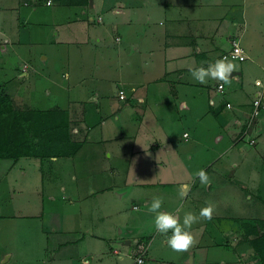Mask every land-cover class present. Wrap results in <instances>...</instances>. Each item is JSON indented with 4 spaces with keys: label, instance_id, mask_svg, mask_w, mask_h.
<instances>
[{
    "label": "crops",
    "instance_id": "crops-1",
    "mask_svg": "<svg viewBox=\"0 0 264 264\" xmlns=\"http://www.w3.org/2000/svg\"><path fill=\"white\" fill-rule=\"evenodd\" d=\"M29 5H33L32 9L37 12L38 5L50 6L52 3H47L46 0L43 2L41 0H0V92L9 94L18 108L46 109L51 107L29 105L26 102L27 98L19 91L24 80L29 85L33 84L31 79L34 80L36 91L42 89L35 84L39 76H42V72H40L41 67L36 65L35 59L29 54L31 53L29 45L33 42L34 36L39 38V34L45 31L46 26H38L35 31L29 27L27 34H22L21 24H25L32 14V10L28 8ZM129 6L132 11H136L130 13V10H126L127 16L123 19L122 31L116 33L117 41L123 39L122 32L126 35L125 39L129 40V43L118 47L119 54L127 53L124 62L120 65L122 73L118 84H123L121 86L125 88L128 95L126 99L133 105L132 110L138 108L142 111L139 117L136 116L137 122L135 120V124L139 127L132 134L134 144L132 153L135 152L140 158L148 157L150 160L148 165L153 169L151 173L146 169L147 173L141 171V174L135 175L136 185L145 189L152 184L179 183L178 186L187 184L189 186L187 191L190 193L193 186L189 185V181L192 180L196 184L197 178L188 179L193 171L182 162L181 155L184 157L181 152L182 147L170 143L173 142L171 128L164 129V135L165 133L168 135V143L159 147L158 141L164 138V135H162L163 132L156 130L158 128L154 124L156 118L160 117L162 119L160 124H162L165 119H172L173 117L170 116L177 115L180 107L188 108L194 116L215 117L217 138L227 139V144L230 145L228 150L232 152L226 158L230 159V162L235 160L236 168L227 170L224 173L225 177L227 176L229 182L234 181L233 175L237 177L242 185L239 188L240 194L244 196L248 194V198L264 205V112H260V118L258 119L257 116L247 126L252 109L251 101L259 90L255 79L261 78L264 74V0H145L144 4L136 3L135 6ZM123 8H125L124 4L120 3L118 9ZM59 15L61 16L60 13L58 16L47 14L46 19L40 22L48 23L47 25L56 24L57 20L61 22ZM102 19L101 15L95 16L92 20L94 23L89 25V29L93 28V25L100 24ZM73 30H79L77 24H74ZM82 30L81 37L85 35V29ZM56 34H59L58 30ZM98 38V43H95L101 44L104 37L98 36ZM233 38L239 40L247 57L243 60L229 59L237 65V70L232 74L231 85H225L221 89L215 80H209L207 85L195 82L191 77L190 69L202 65L207 67L208 63L222 59L221 54L231 46ZM84 40L86 39L82 41ZM95 43L93 46H96ZM103 46L105 50L114 49L108 48L105 43ZM90 48L93 50L94 47L83 48L82 53H91ZM97 50L98 47L92 52L94 58L99 52ZM88 57H91L90 54ZM118 59V57L104 59L101 66H96L97 70L102 71L103 67L112 63L118 67ZM93 61V64L97 62L96 59ZM85 64V62L78 63L76 70L72 64L70 67L68 64L69 90L76 89L73 97L81 98L84 103L91 94L95 93L96 96L91 100L100 96L102 106L109 108L110 100L107 99V91L103 85V75L99 71L98 76L94 78L91 75L92 71L85 73ZM124 65L126 68L122 67ZM123 73L129 75L124 76ZM15 79L20 81L18 88H9L10 83ZM84 82H88L87 90L79 88V84ZM161 99L165 103L163 115L159 111ZM227 102H230L231 106H227ZM54 108L57 106L55 105ZM253 128L257 131V137L254 143H250L247 136ZM73 130L77 131L76 128ZM75 133L74 131L71 133L72 138ZM185 133L187 132L183 133L184 136ZM251 138L255 139V136L251 135ZM244 141H248L253 148L246 150ZM170 150L175 153L174 159H170ZM117 151L120 155L124 153L122 147H118ZM108 154L111 156V152ZM224 156L225 153L217 155L207 165H212ZM26 157L38 158L39 168H41L40 157L28 155ZM59 157L49 158L56 160ZM11 159L10 163L13 166L18 158ZM230 162L229 166L232 167ZM126 172L122 175L124 176L122 187H126L131 178L129 171L127 174ZM104 175V180L110 177L106 172ZM41 178L43 180V174ZM104 182L103 186L106 188L102 187V190L96 191L97 189H90L88 185L84 193L80 192L79 187L73 183L63 186V190L67 191V194L63 195L73 200L68 203L62 201L60 209H55V213L60 212L61 216L59 215L58 218L61 219L56 225L57 228H53L52 233L46 236L47 241L55 237L53 247L59 256L61 253L64 254L61 260H64L66 264H81L84 259H87L89 264H123L128 255L127 252H134L138 248L139 252L136 256L142 254L144 258L142 264H194L196 260L202 261L203 264V253L197 254L203 246L200 240L203 238V223L193 227L199 233L195 246L189 252L181 253L180 256L167 246L165 236L159 244L158 251L154 249L153 241L158 233L156 229L155 236L151 235L153 239L144 237L136 231L130 234L128 243L111 236L112 225L119 226L126 222V218H130L128 210L122 206V200L131 188L128 187L125 191L119 189V201L116 202L117 198L113 201L112 193H110L115 181L111 179ZM210 184L212 185V182ZM139 195L135 196L139 198L140 205L153 219L154 214L147 211V205L153 197L160 195L148 191H143ZM166 195L167 193H163L160 196L164 199L161 210L165 212L171 209V206L167 205L168 196ZM55 198V195L50 196V199ZM193 209L199 212L195 206ZM262 210L264 211V208ZM32 215L39 217L36 213ZM257 219H264V215L231 218L229 223L223 222L220 216H213L210 221L212 224L210 230L224 231L229 228L232 236L237 239L236 247L239 256L231 260L233 264H264L251 241L258 234L254 228ZM257 229L260 230V227ZM119 232L125 231L121 227ZM224 241L228 244L229 236ZM168 254L175 257H166ZM133 264H139V262L133 261ZM222 264H227V261L223 260Z\"/></svg>",
    "mask_w": 264,
    "mask_h": 264
},
{
    "label": "rangeland",
    "instance_id": "rangeland-1",
    "mask_svg": "<svg viewBox=\"0 0 264 264\" xmlns=\"http://www.w3.org/2000/svg\"><path fill=\"white\" fill-rule=\"evenodd\" d=\"M46 1L48 3V0ZM144 1L74 0L70 2L69 0H52L50 6L38 5L36 7L37 12L32 9L35 4L28 6L29 10H32V14L25 24H21L22 34H27L29 27L35 31L38 26H46L45 31L41 34L36 32L40 35L39 38L34 36L33 42L29 45L31 49L29 54L35 59L36 65L41 67L40 72H42V76H39L35 84L42 89L36 91L34 80L31 79L33 84L29 85L24 80L19 91L21 95L23 94L27 98L26 102L33 107L54 108L56 105L57 108L68 110L72 126L71 133H73V129H77L74 131L76 133L72 139L82 142V145L73 155L58 156L59 158L56 160L44 158L41 161V168H39L40 161L36 157L21 156L16 162H12L13 166L10 163L11 158L0 159V264H66L64 260H61L64 254L61 253L59 256L53 247L55 237L47 241L46 236L52 233L51 231L61 219L58 218L59 215L61 216L60 212L55 213V209H60L62 201L68 203V201L72 202L73 200L63 195L67 194V191L63 190V186L72 185V183L79 187L80 192L84 193L88 185L90 189H97L96 191H98L102 190V187L106 188L103 186L104 181H111L112 179L115 181V185L111 188L110 193H112L113 201L117 198L116 202L119 201L118 193L120 191H125L128 187L131 188L122 200V206L128 210L130 218H126V222L119 226L112 225L114 233H110L111 236L127 243L129 242L127 239L130 240V234L136 231L144 237L155 236L154 218L152 219L151 215L143 210L139 198L135 196H140L139 193L143 191L156 193L160 196L167 193V205L171 206L167 212L178 214L181 223L185 212L190 211L198 215L199 212H196L193 207L195 206L200 211L208 203L214 206L213 216H220L225 223H229L231 218L264 215L262 210L264 205L248 198V194H246L247 197L240 194L239 188L242 185L237 177L233 175V182H229L227 176L225 177L224 173L229 169H235L236 166H234L235 160L230 162V159L226 158L228 154H232L228 150L230 145L227 144V139L220 140L217 138L216 126H214L216 124L215 117L194 116L188 108L182 109L180 107L177 115L170 116L173 118L165 119L162 124H160L162 119L156 118L154 124L157 125V131L163 132L162 135H164V129H172L170 131L173 132V142L170 143L182 147L181 152L184 155V157L181 155L182 162L193 171L188 179H195V172L204 169L210 177L212 185H202L198 178L196 184L190 180L189 185L193 186L192 190L190 193L187 191V195L183 199L177 193L180 188L179 183L152 184L151 187H145V189L136 185L135 175L141 174V171L151 173L153 169L148 165L150 162L148 157L140 158L135 152L132 153L134 149L132 134L139 127L138 124H135V120L137 122L136 116L139 117L142 111L138 108L132 110L131 106L133 105L126 99L128 95L125 90V99L119 98V90L125 89L121 86L123 84H118L122 73L120 65L124 62L127 53L120 52L119 54L118 47L129 43V40L125 39L126 35L122 32L123 39L117 41L116 33L122 31V22L127 16L126 10H130V13L136 11H132L129 5L144 4ZM120 3H123L125 8L119 10L118 5ZM58 13L61 14V16L59 15L61 22L57 20L56 24L49 25L40 22V20L46 19L47 14L48 16L52 14L58 16ZM97 15L102 16V22L89 29V25L94 23L92 20ZM74 24H77L79 32L73 30ZM83 28L85 35L81 37ZM57 30L59 34H56ZM98 36L104 37L101 44H96L99 40ZM83 39L86 40L82 41ZM94 43L96 46H93ZM104 43L107 44L108 48L113 47L114 49L105 50ZM88 46L94 47V51L98 47L97 51L99 52L96 58L93 57L92 48H90L91 53H82L83 48L86 49ZM89 54L91 57L87 58ZM117 57L119 58L118 67L112 63V65L107 64L106 67H103L102 71L97 70L96 66H101V63L105 61L104 59H117ZM93 59L97 61L95 64H93ZM69 61L71 63H68ZM84 62L86 63L85 73L92 71L91 75L94 78L98 76L97 72L99 71L103 75V85L107 91V99L110 100L109 108L102 106V97L100 96L91 100L92 97L96 96L95 93L91 94L84 103L81 98L73 97L76 89H73L75 91L69 90L70 80L65 79V73H68V64L69 67L72 64L76 70L77 64ZM122 67L124 68L125 65ZM123 75L126 74L123 73ZM19 83L20 81L15 79L10 83L9 88H18ZM79 88L87 90L89 88L88 82L79 84ZM164 105V100L162 102L161 99L159 111L162 115ZM263 112L264 110L261 111V113ZM261 113L259 114L261 115ZM259 114L258 119L260 118ZM185 131L188 133L187 138L183 134ZM256 134L257 131L253 128L247 136L250 143H254ZM251 135L255 136V139H250ZM163 137L158 141L160 142L159 147L168 143V135L165 133ZM83 142L85 143L83 144ZM244 144L246 150L253 148V145H250L248 141H244ZM118 147H122L124 152L122 155L117 154ZM109 152H111V156L108 154ZM221 153H225L223 159L210 166L207 165ZM169 154L171 155L170 159H174L175 153L172 150ZM229 162L232 167L229 166ZM126 170L129 171L131 178H128L130 181L126 187H122L124 178L122 175ZM105 172L110 177L108 176L104 180ZM236 172L239 174L237 170ZM157 179L159 180V178ZM119 189L122 190L118 191ZM132 189L135 190L132 191ZM106 190L108 191V189ZM51 195H55L56 198L50 199ZM134 205H138V207H133ZM178 209L179 212L177 213ZM34 213L39 214V217L32 215ZM200 223H203V238L200 239L203 246L197 254L203 253V264H222L223 260H226L227 264H233L231 260L238 258L239 255L236 247L237 239L230 233L231 229L213 231L210 230L212 227L210 221H201L194 224L191 229L196 241L199 233L193 227L200 225ZM120 226L125 232H119ZM227 236H229V243L225 244L224 240ZM162 238L163 235L156 234L153 241L156 251L159 249ZM138 252V248L134 252H127L128 255L123 264H133ZM177 255L180 256L181 253H177ZM173 256L175 257V255L168 254L166 257ZM194 264H202V261L196 260Z\"/></svg>",
    "mask_w": 264,
    "mask_h": 264
},
{
    "label": "trees",
    "instance_id": "trees-1",
    "mask_svg": "<svg viewBox=\"0 0 264 264\" xmlns=\"http://www.w3.org/2000/svg\"><path fill=\"white\" fill-rule=\"evenodd\" d=\"M71 130L68 110L18 108L9 94L0 92V159L28 155L42 161L51 156L73 155L82 142L72 139ZM256 224L258 234L251 241L264 262V219H257Z\"/></svg>",
    "mask_w": 264,
    "mask_h": 264
},
{
    "label": "clouds",
    "instance_id": "clouds-1",
    "mask_svg": "<svg viewBox=\"0 0 264 264\" xmlns=\"http://www.w3.org/2000/svg\"><path fill=\"white\" fill-rule=\"evenodd\" d=\"M237 51H239L238 48ZM236 70L237 65L232 60H229L228 57H224L217 59L214 63H208L207 67L202 65L198 68L190 69V74L192 79L201 85H207L209 80H215L219 83V87L223 89L225 85H231L233 79L232 74ZM67 78L68 74L65 73V79ZM187 135L185 133V138H187ZM194 175L202 185H209L211 183L210 177L204 169L197 170ZM188 188L189 186L187 184H182L178 189V194L181 199L186 197ZM163 204V197L155 196L150 204L147 205V211L154 214L155 229L158 233L167 237V246L173 252H189L197 243L191 232L192 226L201 221H211L215 211L214 206L208 203L200 209L198 215L190 211L185 212L181 223L178 214L161 210ZM178 212L179 209L177 210ZM81 264H89V261L84 259Z\"/></svg>",
    "mask_w": 264,
    "mask_h": 264
},
{
    "label": "built area",
    "instance_id": "built-area-1",
    "mask_svg": "<svg viewBox=\"0 0 264 264\" xmlns=\"http://www.w3.org/2000/svg\"><path fill=\"white\" fill-rule=\"evenodd\" d=\"M48 3H50V0H48ZM237 48L239 51H237ZM221 57H228L229 59H234V60H243L247 57L246 53L243 50V47L241 46L240 42L238 39L233 38L231 41V46L224 51L221 54ZM255 84L259 87V90L257 94L254 96L253 101H252V109L250 111L249 115V121L247 123V126H249L258 116V114L264 110V75L261 78H256L255 79ZM219 87V84H218ZM119 96L120 98H124V89L119 90ZM227 106H231L230 102L226 103ZM253 141V140H251ZM144 261V258L142 254L136 256V262L142 263Z\"/></svg>",
    "mask_w": 264,
    "mask_h": 264
}]
</instances>
